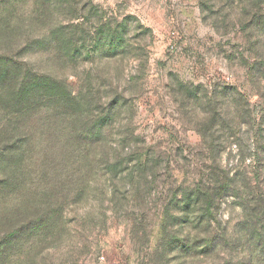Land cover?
<instances>
[{
    "label": "rangeland",
    "instance_id": "rangeland-1",
    "mask_svg": "<svg viewBox=\"0 0 264 264\" xmlns=\"http://www.w3.org/2000/svg\"><path fill=\"white\" fill-rule=\"evenodd\" d=\"M0 55L50 94L0 131V264H264V0H15Z\"/></svg>",
    "mask_w": 264,
    "mask_h": 264
},
{
    "label": "trees",
    "instance_id": "trees-1",
    "mask_svg": "<svg viewBox=\"0 0 264 264\" xmlns=\"http://www.w3.org/2000/svg\"><path fill=\"white\" fill-rule=\"evenodd\" d=\"M15 0H0V13L6 12V8ZM2 26L8 29L6 23ZM5 29V30H6ZM9 31V32H8ZM5 33H12L10 29L4 31ZM43 40H35V44L43 47ZM25 44L29 42H24ZM22 45V49L25 47H30V43L27 45ZM34 44V43H33ZM34 44V45H35ZM61 44L56 42L53 50H58V45ZM48 48V45L46 47ZM7 55H0V110L6 112L5 120L0 122V131L4 133H9L10 130H14L17 121L19 119L27 118V116L33 112L35 106L39 103H45L50 98L49 92L45 90L47 81H44L38 73L30 74L28 71L29 67L27 63H16L12 58L8 59ZM13 70V71H12ZM57 98L59 99L56 104L63 108L66 105L62 104V89L60 93H56ZM62 102H61V101ZM60 101V102H59ZM56 105V106H57ZM79 138V136H78ZM76 137V139H78ZM27 144V139L21 137V140L18 141L17 147L21 148L23 145ZM4 148L1 152L0 165L8 164L7 160H10V155L13 154V148ZM17 149V150H18ZM233 184L232 179L230 180ZM186 197L182 198V202L185 204L183 209L178 208L179 211L187 213L191 211H197L199 214L193 218L194 223L193 227H199L202 222H210L211 219L207 216V212L211 211L212 204L216 203V197L222 195V191H213L212 193L205 189L204 186H197L193 190L189 191ZM209 200V202H207ZM205 204V205H204ZM203 208V209H202ZM212 240L209 244H212ZM196 245H193L191 248L184 247L181 244V241L176 240L175 245L171 247V251L175 253L187 254V252L194 250Z\"/></svg>",
    "mask_w": 264,
    "mask_h": 264
}]
</instances>
